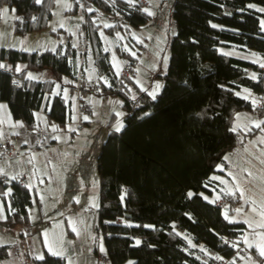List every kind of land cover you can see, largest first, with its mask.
Returning <instances> with one entry per match:
<instances>
[{
  "label": "trees",
  "instance_id": "obj_1",
  "mask_svg": "<svg viewBox=\"0 0 264 264\" xmlns=\"http://www.w3.org/2000/svg\"><path fill=\"white\" fill-rule=\"evenodd\" d=\"M81 2L82 27L94 65L99 75H107L110 53L103 49L100 23L92 17L110 19L105 32L112 34L136 32L151 16L142 5L130 9L128 0ZM53 3L0 0V8L13 9V32L24 35L45 30ZM256 7L264 8V0H173L170 18L174 33L163 73L155 74L161 83L155 99L141 90L132 67L123 82L101 87L96 93L79 90L80 99L86 93L115 98L125 113L123 127L106 134L95 159L96 230L103 238L104 264H215L210 256L204 258L207 261L192 256L184 236L203 243L210 254L231 255L232 248L220 237H233L237 235L233 230L244 229L243 223L226 218L234 213L236 202L229 195L221 206L208 201L205 196L210 191L205 186L218 188L209 176L223 174L224 155L255 133L231 130L236 113L251 112L264 124V106L254 115L251 103L237 93L244 87L263 97L264 78H250L248 71H256L257 66L223 51L236 45L264 52V31L259 24L264 14ZM88 9L90 12H84ZM61 47L57 44L55 49L42 52L0 47V64L4 65L0 67V102L7 104L12 118L20 120L26 131L39 130L34 111L54 82L66 78L70 90H77L76 74L68 63L75 49L69 41L63 52ZM119 54L132 66L138 59L125 52ZM17 63L24 65L20 72L15 70ZM43 70L49 71L46 80L27 77L29 72ZM66 117L65 101L54 96L47 120L62 130ZM4 188L0 181V195ZM30 190L12 184L9 204L14 212L5 219L8 230L21 227L17 231H22L28 224ZM12 250L21 255V264H66L64 256L46 250L37 256L29 239L19 245L0 244V263L11 258Z\"/></svg>",
  "mask_w": 264,
  "mask_h": 264
},
{
  "label": "rangeland",
  "instance_id": "obj_2",
  "mask_svg": "<svg viewBox=\"0 0 264 264\" xmlns=\"http://www.w3.org/2000/svg\"><path fill=\"white\" fill-rule=\"evenodd\" d=\"M76 2L79 7L75 12L71 11L70 13L68 11L74 7L73 0H54L51 9L52 15L46 24L45 30L40 31L41 33L39 34H31L29 36L16 34L13 30L11 31L13 15L10 13L7 6H1L0 36L8 37L10 35L17 39L20 38L18 43V40L13 38V42L16 41V44L13 46L20 47V44L23 43L27 50L31 51L33 46L38 48V45H45L48 39L51 38L52 30L61 29L67 34L73 33V29H78L82 21L80 7L83 8V5L81 0ZM172 3L173 0H146L144 8L151 11L153 15H151L148 23L136 32H114L112 34H107L105 32L104 26L106 27V25L104 22L103 24L100 23L98 28L99 30H104V35H106L103 36L99 34L101 35L100 38L103 49H112L114 51L113 56H118L124 65H127L129 68L132 67L137 84L140 88L148 92L155 91L157 93L160 87L157 90L156 85L158 84L161 86L155 74L163 73L164 66L168 60L169 40L174 33L170 18ZM85 12L88 13L87 10ZM92 19L96 21L97 16H93ZM106 24L108 23L106 22ZM104 38H106V42H103ZM76 39L78 40V55L83 53L85 57V59L79 63V75L86 79H93L97 74L95 72V65L90 58L91 52L88 49L87 43L84 44V38L81 34H79ZM128 51L132 53L134 58H138L135 60L133 66L128 59L121 57L119 54L120 52L128 53ZM129 70V74L131 75V68ZM125 78L123 80H125ZM99 83L101 87L106 88L112 83H115V81H113L109 75L101 74ZM103 100L102 98H97V101L92 104V110L94 109L93 113L95 118L96 116L98 117L96 118L97 120H103V118L107 119V112L113 114L114 117L111 118V128L115 130L117 126L123 124L122 120L125 113L119 106V100L115 98ZM95 118L94 121L96 120ZM75 126H78V124H75L73 127ZM91 129L92 128L89 130H81L76 144L74 142L72 143L75 144L77 151H70V148H73L72 145L71 147H59V155L56 151L41 150L40 153H45L47 155V153L52 152L53 154L48 158L49 168L47 170L48 172L44 175L45 180L43 179V181L45 182L43 186H39L35 181L34 188L30 190L33 196H39L47 213L46 220H40L37 217V210L36 212L32 210V223L42 229V237L45 244H50V246L53 245L56 250L55 252H59L60 255L64 256L66 264L105 263V259L103 258L105 252L103 238L96 230L98 177L95 158L101 141H99L97 148L91 153L94 146V143L90 140L92 138ZM63 130L65 131L66 129L64 127L62 130L57 128L55 131ZM66 131L69 132L70 130ZM90 143L92 145H90ZM79 147L85 148L78 151ZM25 158H32V160H34L33 156ZM209 179L217 180L220 178L213 174L209 176ZM207 186L208 184H206V187ZM217 186L220 187L219 185ZM216 189H213L212 192L214 193V191H217ZM38 207L39 205L37 209ZM184 238L186 239V250L191 251V255L195 258L207 261V259L204 258L212 255L207 251L203 243H195L188 236H184ZM34 248L38 254L37 256H40L41 253L39 248L36 246ZM101 249H103V251H101ZM15 258L16 254L14 250H12L11 258L8 260L12 262V259L15 260Z\"/></svg>",
  "mask_w": 264,
  "mask_h": 264
},
{
  "label": "crops",
  "instance_id": "obj_3",
  "mask_svg": "<svg viewBox=\"0 0 264 264\" xmlns=\"http://www.w3.org/2000/svg\"><path fill=\"white\" fill-rule=\"evenodd\" d=\"M78 7L79 6H77V8ZM73 9L74 7L68 12L71 13V11L75 12L77 10ZM80 9L82 12V21L78 29L74 28L73 33L70 34L63 32L61 29L52 30L51 38L48 39V42L45 45H38V48H35V46H33L32 50L29 52H42L48 49L53 50L56 48L57 44H62L60 51L63 52L65 44H67L69 41L70 45L75 49L74 56L71 57L69 64L71 65V69L74 70L76 74L79 68V63L75 59L78 55V40L76 38L79 34L83 36L84 44L87 43L88 49L91 52V57H93L86 32L82 27V22L84 20L82 7H80ZM255 9L260 11V9L264 8L256 7ZM9 10L14 19L13 9L11 8ZM85 11L86 10H84V12ZM87 11L90 12V9H88ZM261 12L264 14V11ZM98 20L101 24H103L104 22V24L106 25V27L104 26V28H107L111 23L110 19H105L108 24H106L104 18H97V21ZM261 21L264 22V18H262L259 22L261 30L264 31V28H262L261 26ZM12 30L13 25L11 26V31ZM100 32H102V30H99V34L106 36L104 35L105 33ZM39 33L41 32L33 31L24 35L29 36L31 34ZM13 38L14 37L10 35L8 37L0 36V47L28 51L23 43L20 44V47L13 46L14 44H16V41L13 42ZM106 38L103 39V42H106ZM14 39L18 40L17 43L20 41V38ZM106 51L110 54H114V51L112 49L109 50L108 48L106 49ZM223 51L228 56H234L250 63L256 64V60L251 58L254 53L252 50L242 49L236 45H230L228 48L223 49ZM128 54L132 55L130 51H128ZM6 66L9 67V65ZM23 69V64L17 63L15 65L16 72H20ZM95 72L98 76H101L97 73V70H95ZM27 77L34 80H46L49 77V71L43 70L38 72H29L27 74ZM237 93L240 97L249 102H254L255 98L258 97V95H256L250 89L244 87L240 88ZM54 96H59L63 101H85L90 104L91 108H93L92 104L97 101V98H100L86 93L80 99L79 92H77L76 90H70L68 80L66 78L62 79L61 81L54 82L51 85L49 91L44 92L40 108L34 111V118L39 128V130H36V133L26 131L24 127L21 126L22 123L20 120H14L12 118L7 104L5 102H0V105L6 106L0 108V140H2L3 137L7 134L12 135V146L14 148V152L11 155H2L0 153V173L11 180L17 179V176L24 172L27 173L29 176L30 184L26 187H29L30 189L34 188L35 181L39 186H43L45 182L43 181V179L45 180L44 175L48 172V158H50L53 153H47L46 155L45 153H40L41 150L46 149L48 151H56L58 154L59 147H71L72 145L73 148L71 147L70 151L73 152L74 150H76L75 144L79 139V133L81 132V130H89L90 128H92V138L90 139L94 143L93 149L91 150L92 153L93 150L97 148L99 141H101L102 143L106 134L109 131L113 130L111 128V118L114 117V115L111 113L109 114V112L106 113L107 119L103 118V120H97L96 118L98 117L96 116L95 118V115L93 113L92 117L85 119L80 125L70 129L69 132H67L66 130L51 131L49 130V128L43 127V120L46 118V112ZM119 106L121 108L120 102ZM94 118L96 119L95 121ZM257 123L260 124L259 128L255 126ZM233 128H235L236 131L240 133H246L249 130L255 131V133L251 134V136L245 140L242 146L224 155L223 160L226 165L224 173L211 174L219 176L220 179L212 181L217 183V185H219L220 187L217 186V189L215 188V186L210 187H213L218 192H222L226 196L229 195L233 197L234 201L236 202L234 213L232 215H226V218L230 221L241 222L244 224V232L239 236V238L242 244L245 246L247 254L236 264H264V257H261L258 254V248L264 247V227H261V225L264 224V217L261 216V213H264V124L261 122L260 118L253 116L251 112L239 111L238 113H236L233 120ZM73 142L75 144H72ZM91 143L90 145L93 144ZM86 145L88 146L87 143ZM82 148L85 147H79L78 151H80ZM30 156H33L34 160H32V158H25ZM10 193L11 188L5 185V188L0 195V244L19 245L20 242H23L25 239H29L30 241H32L33 247L36 246L39 248L41 254L44 250L50 252V247L53 251H56L53 245L50 246V244H45V241L42 237V229L32 223V210H34L35 212L37 210V217L40 220H46L47 218V213L39 199V196L35 197L33 196V194H31L30 204L26 207L28 224L23 227L22 231L18 230L19 232H22V234L26 237H20L17 229L21 230V227H16L12 231L8 230L7 226H5V219L9 214L14 212V208L9 204ZM215 196L216 194L210 191V194L206 195L205 198L208 201H211L213 198H215ZM38 205H41L44 209L43 218L38 213ZM237 209H240V211L238 212ZM19 251L22 252L23 248H20ZM209 256H211L213 259L219 257V255L217 254H212ZM21 259V255L19 254L16 255L15 260L12 259V262L10 260H4L0 264H21ZM130 262L131 261H128V264H130Z\"/></svg>",
  "mask_w": 264,
  "mask_h": 264
},
{
  "label": "built area",
  "instance_id": "obj_4",
  "mask_svg": "<svg viewBox=\"0 0 264 264\" xmlns=\"http://www.w3.org/2000/svg\"><path fill=\"white\" fill-rule=\"evenodd\" d=\"M138 5H142L145 6L146 5V0H134V3H129V8L133 9L135 7H137ZM254 53L251 57H253V59L256 60V66H257V70L256 71H248L247 75L253 79V77H255L254 79H257V77H261L264 78V52H259V51H254L252 50ZM91 61H94L93 57H90ZM71 58H68V63L70 61ZM78 63H81L85 57L82 54L77 55V57L75 58ZM130 68L127 65H124L120 58L118 56H113L110 55L109 57V70L107 71V75H109L111 77V79L113 81H119V82H123L125 77H129V73H130ZM100 81V76H96L93 79H86L83 77H80L79 75V68L77 70L76 73V77H75V83H76V87H77V92H79V90L85 89V90H89L90 92H99L101 89V85L99 83ZM249 102V101H248ZM252 105V110L254 115H257V109L260 107L264 106V97H256L254 102H250ZM65 106H66V120L65 123L63 125V127L66 130H70L73 128V126L75 124L80 125L84 120L85 117H92L93 116V110L90 106L89 103L85 102V101H70V100H66L65 101ZM43 127L45 128H49V130L51 131H55L58 126L54 123H50L47 118H45L43 120ZM12 140L13 137L10 134H7L3 137L2 140H0V153L2 155H11L14 152V148L12 146ZM19 152V150H18ZM216 177H218L216 175ZM0 181L5 184L7 187H12L13 183H16L18 185L21 186H29L30 184V180H29V176L27 173H22L20 175L17 176V179L15 180H11L8 177H6L5 175H3L2 173H0ZM206 187V186H205ZM209 191L214 189L213 187H206ZM214 193L216 194L215 198H213L210 202H213L217 205H223L225 203V195L222 192H218V191H214ZM38 212L39 215L43 218L44 217V209L41 205H39L38 207ZM235 232H237L236 236L233 237H227V236H221V242L227 246H230L232 248V253L229 257H222L219 256L217 257L215 260V264H236L240 259L244 258L247 254L246 248L245 246L242 244V242L240 241L239 236L244 232V229H235L233 230Z\"/></svg>",
  "mask_w": 264,
  "mask_h": 264
},
{
  "label": "snow or ice",
  "instance_id": "obj_5",
  "mask_svg": "<svg viewBox=\"0 0 264 264\" xmlns=\"http://www.w3.org/2000/svg\"><path fill=\"white\" fill-rule=\"evenodd\" d=\"M35 2H36L37 4H40V3L42 2V0H35ZM129 3H134V0H129ZM250 7H251V6H250ZM5 11H7V10H5ZM144 11H145L149 16L153 15V13H152L151 11H149L148 9H144ZM260 11H264V9H260ZM33 19H35V18H33ZM261 26H262V28H264V22H262ZM133 55H134V53H133ZM0 67H4V65L0 64ZM18 70H19V69H18ZM253 78H255V77H253ZM159 87H160V85L157 84V85H156V89L158 90ZM141 90H144V89L142 88ZM148 94H149L153 99H155V96H156V92H155V91H153V92H149ZM2 107H6V106L0 105V108H2ZM85 119H88V117H85ZM21 126H23V125L21 124ZM255 126L259 128V127H260V124L257 123ZM122 127H123V125L117 126L115 130H116L117 132H119V131L121 130ZM231 130H232V131H235L236 129L233 128V129H231ZM190 195H191V194H190ZM237 211L239 212L240 209H237ZM261 216L264 217V213H261ZM261 227H264V224H262ZM139 243H140V242L137 241V244H139ZM49 251L52 252L53 255H60L59 252H55V251H53V250L51 249V247L49 248ZM101 251H103V249H101ZM258 254H259L261 257H264V247H259V248H258ZM40 258L42 259L43 257H40ZM130 264H131V262H130Z\"/></svg>",
  "mask_w": 264,
  "mask_h": 264
}]
</instances>
